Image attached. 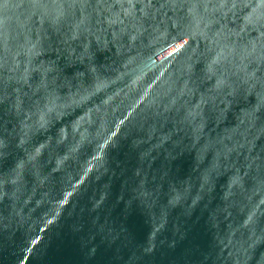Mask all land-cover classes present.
Segmentation results:
<instances>
[{"label": "clouds", "instance_id": "9594fccd", "mask_svg": "<svg viewBox=\"0 0 264 264\" xmlns=\"http://www.w3.org/2000/svg\"><path fill=\"white\" fill-rule=\"evenodd\" d=\"M0 16V106L23 124L18 144L0 134V237L39 257L67 228L91 259L97 235L123 237L99 225L123 203L154 243L120 264L192 222L206 246L172 264H264V0H0Z\"/></svg>", "mask_w": 264, "mask_h": 264}, {"label": "water", "instance_id": "95a60500", "mask_svg": "<svg viewBox=\"0 0 264 264\" xmlns=\"http://www.w3.org/2000/svg\"><path fill=\"white\" fill-rule=\"evenodd\" d=\"M11 4L23 3L24 0H10ZM16 10H14L15 12ZM18 14V13H17ZM9 16L15 19L13 13ZM22 18V17H21ZM3 16H0V23L3 22ZM21 67H24L23 55L19 58ZM9 104L0 106V134L6 138L10 137L15 144H18L19 138L22 135L21 129L23 124L20 118L14 112L9 111ZM13 154L8 157L4 164V170L9 171L15 164L16 149L13 148ZM97 156H102V152H97ZM121 159L123 157H120ZM92 163L80 175L79 180H76L75 185L87 180L89 173L94 167L92 156L88 157ZM29 177L25 176V180ZM119 185H116L118 191ZM65 200L60 203H66L69 193H64ZM115 204V197H113ZM107 218L110 224L119 230L123 237L118 240L115 236L101 237L97 235L94 240L93 247L95 252L91 254V259L86 258L84 251L81 249V241L78 234H74L70 229H64L59 236H53L50 247L41 253L39 257L36 255V248L39 247L36 243H30L27 246L16 248L15 245L5 237H0V264H120L117 261V255H123L127 259L130 255V248L134 246L146 245L151 246L154 239L148 237L149 227L145 223V218L140 210L133 206L132 209L126 210L123 203L117 205L111 212L105 211L101 215L99 225L105 224ZM97 226V228L99 227ZM119 235V234H117ZM197 244L202 247L206 246V237L203 234V224L192 222L190 224V232L188 239L178 244L175 250L170 249L167 244L158 248L153 256L147 257V264H172V261L181 257L186 251L194 248Z\"/></svg>", "mask_w": 264, "mask_h": 264}]
</instances>
